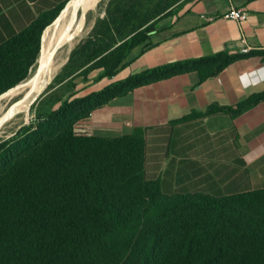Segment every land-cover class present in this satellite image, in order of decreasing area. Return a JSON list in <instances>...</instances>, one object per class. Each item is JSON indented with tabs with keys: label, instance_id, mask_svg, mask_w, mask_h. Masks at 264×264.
I'll return each instance as SVG.
<instances>
[{
	"label": "trees",
	"instance_id": "16d2710c",
	"mask_svg": "<svg viewBox=\"0 0 264 264\" xmlns=\"http://www.w3.org/2000/svg\"><path fill=\"white\" fill-rule=\"evenodd\" d=\"M185 1L138 21L59 84L91 69L102 70L96 82L115 77L136 48L150 46L154 25ZM65 6L0 45V98L25 79L21 73L14 78L17 63L35 60L44 28ZM84 45L72 52L69 64ZM250 54L264 57V51ZM243 56L219 53L170 63L84 97L72 91L50 114L39 116L37 126L26 125L2 142L0 264H264L261 199L164 195L159 181L146 178L142 129L120 138L74 130L95 109L137 87L188 72H198L203 82ZM261 101L264 93L254 94L236 112Z\"/></svg>",
	"mask_w": 264,
	"mask_h": 264
},
{
	"label": "crops",
	"instance_id": "0c3cea01",
	"mask_svg": "<svg viewBox=\"0 0 264 264\" xmlns=\"http://www.w3.org/2000/svg\"><path fill=\"white\" fill-rule=\"evenodd\" d=\"M70 1L0 0V45ZM231 9L246 20L224 18ZM157 28L115 77L94 79L76 96L178 61L244 56L203 82L188 72L137 87L95 109L75 133L120 138L142 129L146 178L159 181L164 195L258 198L264 206V101L236 112L264 93V57L250 54L264 51V0H187Z\"/></svg>",
	"mask_w": 264,
	"mask_h": 264
},
{
	"label": "rangeland",
	"instance_id": "374dc122",
	"mask_svg": "<svg viewBox=\"0 0 264 264\" xmlns=\"http://www.w3.org/2000/svg\"><path fill=\"white\" fill-rule=\"evenodd\" d=\"M176 1L177 0H106L101 2L97 6V9L95 11L88 14L85 30L83 31L80 38H78L79 41H76L73 48L66 55V61L71 57L72 52L77 47V49H79L80 46L84 45V43L87 42L83 46L81 53L77 58L73 60V62H71L70 64L68 62L66 64L69 66L68 70L65 72H63V70L66 65L64 67L63 65L66 61L64 62V64L49 82L46 89L32 104L28 115L19 114L17 116L9 118V120L7 119L6 121L0 123V144L13 137L22 127L26 125H32L33 127L37 126L39 116H46L47 114H50L60 105L63 100L68 97V95L72 91H75L78 87H85L94 79H96V77L102 72V70L97 69H91L90 71L86 70L82 74L77 76L74 80L61 86L59 84L60 81L63 80L73 69L80 67L84 62H87L97 50L103 49L110 43L119 42L122 37L129 31V29H131L133 25L138 23V21H146L152 18L156 12L165 9ZM69 3L66 4L62 12L65 11ZM62 12L59 16H61ZM57 19H55V21ZM55 21L44 28L41 35L40 51L44 43L45 33L55 23ZM157 29L158 28L156 24L154 25L153 30L156 31ZM99 40L101 42H99ZM40 51L33 62V59H30L29 61H24L23 63H17V70L15 71L17 74L15 73L16 77L14 78H17V75L21 73L25 76V79L18 85L12 87V90L17 86L26 83L33 72L35 73L32 78L36 76L40 69ZM58 51L59 49L56 50L55 54ZM133 53L134 51L132 52V54ZM58 73H62L61 79L54 81L55 78L59 75ZM11 89L9 90L11 91ZM10 91H7V93ZM20 99L21 96L15 97L11 104L15 105L19 103ZM3 103L7 105L8 100H4ZM1 117L2 116H0V118Z\"/></svg>",
	"mask_w": 264,
	"mask_h": 264
},
{
	"label": "bare ground",
	"instance_id": "6f19581e",
	"mask_svg": "<svg viewBox=\"0 0 264 264\" xmlns=\"http://www.w3.org/2000/svg\"><path fill=\"white\" fill-rule=\"evenodd\" d=\"M103 1L106 0H73L69 3L45 33L39 57L40 69L36 76L0 98V123L19 114L28 115L32 104L64 64L66 55L85 30L88 14L95 11ZM57 49L59 51L55 54ZM18 96H21L19 103L12 105L11 102ZM4 100H8L7 105L3 103Z\"/></svg>",
	"mask_w": 264,
	"mask_h": 264
},
{
	"label": "built area",
	"instance_id": "2783aa9c",
	"mask_svg": "<svg viewBox=\"0 0 264 264\" xmlns=\"http://www.w3.org/2000/svg\"><path fill=\"white\" fill-rule=\"evenodd\" d=\"M246 16L247 14L240 9H231L230 11H228L225 15L224 18L226 19H230V20H234L238 23H243L246 20ZM244 52H248V50H245Z\"/></svg>",
	"mask_w": 264,
	"mask_h": 264
},
{
	"label": "water",
	"instance_id": "95a60500",
	"mask_svg": "<svg viewBox=\"0 0 264 264\" xmlns=\"http://www.w3.org/2000/svg\"><path fill=\"white\" fill-rule=\"evenodd\" d=\"M62 13H63V12H62ZM59 17H60V16H59ZM59 17H58V18H59ZM72 57H73V56H71V57L65 62V64L63 65V67H64V66H65V65L71 60ZM63 67H62V68H63ZM34 73H35V72L32 73V75L30 76V78L28 79L27 82H30V81L32 80V77L34 76ZM58 74H59V73H58Z\"/></svg>",
	"mask_w": 264,
	"mask_h": 264
}]
</instances>
